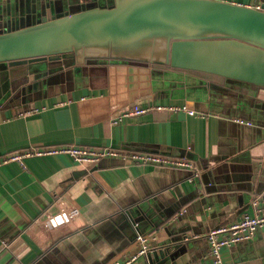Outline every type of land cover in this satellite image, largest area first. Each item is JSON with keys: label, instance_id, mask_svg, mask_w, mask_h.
I'll return each instance as SVG.
<instances>
[{"label": "crops", "instance_id": "1", "mask_svg": "<svg viewBox=\"0 0 264 264\" xmlns=\"http://www.w3.org/2000/svg\"><path fill=\"white\" fill-rule=\"evenodd\" d=\"M57 2L63 14L87 6ZM22 75L0 64V156L57 145L169 149L185 151L166 155L195 162L200 175L191 181L185 169L117 158L77 164L66 155L2 165L0 264H114L137 253L139 235L157 251L152 264L208 262L207 233L253 213L252 200L264 199V90L125 63L85 71L56 63L47 75L20 81ZM136 105L164 109L123 115ZM66 205L79 209L76 222L46 228L43 214ZM222 255L225 264H264V228ZM133 264L149 263L142 256Z\"/></svg>", "mask_w": 264, "mask_h": 264}, {"label": "water", "instance_id": "2", "mask_svg": "<svg viewBox=\"0 0 264 264\" xmlns=\"http://www.w3.org/2000/svg\"><path fill=\"white\" fill-rule=\"evenodd\" d=\"M79 1L87 6L66 14L58 13L57 0L0 1V64L23 72L20 81L47 75L56 63L83 71L125 63L201 72L264 90V4ZM153 254L143 256L149 264Z\"/></svg>", "mask_w": 264, "mask_h": 264}, {"label": "built area", "instance_id": "3", "mask_svg": "<svg viewBox=\"0 0 264 264\" xmlns=\"http://www.w3.org/2000/svg\"><path fill=\"white\" fill-rule=\"evenodd\" d=\"M260 9V6L257 7ZM153 109H164L161 105H136L123 113L124 116H136L146 114ZM173 109H177L174 107ZM186 109V107H183ZM38 108L28 110V113L37 112ZM194 115L193 110H188ZM122 115V114H121ZM239 124L252 125L251 122L237 120ZM66 155L77 164L98 163L103 159L117 158L125 162L137 165H153L170 169H185L191 171L194 179L200 175V170L195 162L186 158H178L158 153L122 150L114 147H87L79 145H57L41 148L27 149L0 156V166L8 163H19L23 165L25 158L36 156ZM192 180V179H191ZM262 198L256 197L252 200L253 213H245L241 219L227 225L212 228L207 233L209 249L205 259L208 262L197 261L193 264H225L222 249L232 247L237 243L248 241L254 238L260 228H264V203ZM42 223L48 229H57L63 225L76 222L80 215L79 209L74 205H66L57 213L46 212L43 214ZM137 242L140 247L135 255L114 264H133L150 251V242L146 236L139 235ZM41 250L43 248H40Z\"/></svg>", "mask_w": 264, "mask_h": 264}, {"label": "trees", "instance_id": "4", "mask_svg": "<svg viewBox=\"0 0 264 264\" xmlns=\"http://www.w3.org/2000/svg\"><path fill=\"white\" fill-rule=\"evenodd\" d=\"M155 67H162V68H169V67H164V66H156ZM193 74H197V75H200V76H203V77H206L208 79H212V80H216V81H225L224 78L222 77H219V76H214V75H210V74H206V73H201V72H191Z\"/></svg>", "mask_w": 264, "mask_h": 264}]
</instances>
